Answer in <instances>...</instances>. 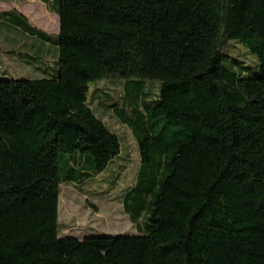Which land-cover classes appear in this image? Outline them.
I'll list each match as a JSON object with an SVG mask.
<instances>
[{
    "label": "trees",
    "instance_id": "obj_1",
    "mask_svg": "<svg viewBox=\"0 0 264 264\" xmlns=\"http://www.w3.org/2000/svg\"><path fill=\"white\" fill-rule=\"evenodd\" d=\"M41 1L60 34L17 26L57 46L54 73L0 77V264H264V0ZM108 80L139 149L121 202L138 234L61 238V186L129 162L89 102Z\"/></svg>",
    "mask_w": 264,
    "mask_h": 264
},
{
    "label": "rangeland",
    "instance_id": "obj_2",
    "mask_svg": "<svg viewBox=\"0 0 264 264\" xmlns=\"http://www.w3.org/2000/svg\"><path fill=\"white\" fill-rule=\"evenodd\" d=\"M236 41L230 42L224 50V57L231 56L242 62L246 68L254 70L258 66V59L245 50ZM234 46V47H233ZM154 94L157 93L159 82H151ZM99 92H107L110 96L101 95L95 99ZM90 104L95 114L108 125L122 141V147L127 153L129 162L122 174L108 171L99 180L91 185L83 186V194L71 184L62 185L59 197V237H74L84 239L93 236H135L138 234L122 206L123 193L136 181L140 155L137 143L132 132L115 117L111 107L122 105L121 97L124 95L120 80H108L91 84ZM121 165V162H118Z\"/></svg>",
    "mask_w": 264,
    "mask_h": 264
},
{
    "label": "crops",
    "instance_id": "obj_3",
    "mask_svg": "<svg viewBox=\"0 0 264 264\" xmlns=\"http://www.w3.org/2000/svg\"><path fill=\"white\" fill-rule=\"evenodd\" d=\"M18 16L48 36L60 34V19L52 4L41 0H0V77L41 79L54 73L57 46L25 33L17 26Z\"/></svg>",
    "mask_w": 264,
    "mask_h": 264
}]
</instances>
